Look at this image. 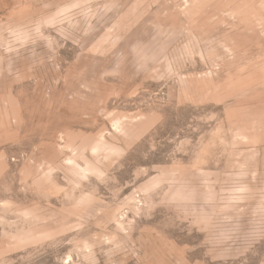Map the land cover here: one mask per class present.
Returning <instances> with one entry per match:
<instances>
[{"label": "rangeland", "instance_id": "obj_1", "mask_svg": "<svg viewBox=\"0 0 264 264\" xmlns=\"http://www.w3.org/2000/svg\"><path fill=\"white\" fill-rule=\"evenodd\" d=\"M0 264H264V0H0Z\"/></svg>", "mask_w": 264, "mask_h": 264}]
</instances>
